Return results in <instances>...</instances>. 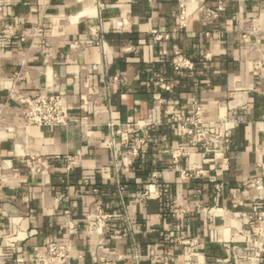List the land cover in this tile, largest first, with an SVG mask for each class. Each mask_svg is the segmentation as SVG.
I'll return each mask as SVG.
<instances>
[{"label": "crops", "instance_id": "1", "mask_svg": "<svg viewBox=\"0 0 264 264\" xmlns=\"http://www.w3.org/2000/svg\"><path fill=\"white\" fill-rule=\"evenodd\" d=\"M182 1L104 0L97 34L90 32L98 23L94 0H11L2 8L0 264H15L16 258L29 264L34 248L50 242H71L80 256L76 264H264V255L254 257L243 232L253 230L264 244V198L252 201L241 193L246 180L264 179V72L255 78L251 47L240 39L242 27L255 20L264 53V0H185L192 15L179 31ZM201 2L223 6L214 24H204ZM36 26L42 32L33 36ZM153 31L172 37L155 42ZM174 46L195 63L194 77L172 70ZM157 77L171 85L170 92L155 88ZM12 91L23 97L65 96L67 124L27 126ZM85 93L93 99L85 102ZM196 104L211 128L232 140L228 164L220 170H214L212 154L188 142L186 155L172 163L170 152L182 144L176 120ZM146 118L154 123L147 145L131 167L116 171L106 147L107 123ZM67 158L76 161L71 170ZM31 159L41 172L30 170ZM180 168L206 173L183 180ZM164 185L168 194L161 196ZM148 188L153 198L135 199ZM96 199L110 214L108 223L123 230L108 246L121 257L104 262L95 257L97 233L88 219ZM168 203L184 214L171 219ZM257 212H263L261 221ZM68 220L77 227L73 236Z\"/></svg>", "mask_w": 264, "mask_h": 264}, {"label": "built area", "instance_id": "2", "mask_svg": "<svg viewBox=\"0 0 264 264\" xmlns=\"http://www.w3.org/2000/svg\"><path fill=\"white\" fill-rule=\"evenodd\" d=\"M155 0H148L152 4ZM11 3V0H0V12L2 8ZM104 0H94V6L98 11V23L90 28L92 34L99 33L101 14L105 9ZM179 10L177 14V28L179 31H185L187 23L192 15L188 2L185 0L179 3ZM202 20L206 25L214 24L221 16L224 8L222 5L210 7L205 3H200ZM32 35H40L42 30L40 26L33 28ZM153 38L155 42L161 40H168L172 34L165 32L153 31ZM262 31L259 24L255 20L249 21L240 31V39L244 44L251 47L249 59L253 66V74L255 78L259 79L264 72V53L260 48L259 40ZM96 45H102L99 41ZM208 58V56H207ZM170 65L174 73L180 77L192 78L196 70L193 60L184 55L176 46L173 48L172 57L169 59ZM153 84L156 89L161 92H170L171 85L166 82L163 77L154 79ZM84 101H91L94 97L91 93L84 94ZM12 98L18 104V115L23 119L27 126L33 127H61L67 124L68 119V105L65 96L58 93L41 94L34 97H23L15 92L10 93ZM223 121V120H222ZM205 114L204 108L200 104H196L190 114L181 116L176 120V125L179 130V135L182 144L170 152L172 163L176 164L180 157L186 155L183 149V143L188 142L192 147L199 148L204 155H211L214 158V170H220L228 164V158L225 154L232 146V140L226 134L215 132ZM154 125L151 118L140 119L133 123H107L108 133L106 138V147L111 156L112 166L118 171L122 166L131 167L140 156L141 151L147 145L146 133L149 128ZM122 141V145H119ZM120 158V160H119ZM66 170H71L76 164V161L70 158L65 159ZM30 170L32 172H41L40 167L36 164L34 159H31ZM181 179L190 177L203 176L206 173L205 169L198 168L191 172V170L178 169ZM152 178H156V173H152ZM117 192L120 194L123 187L117 182ZM214 190L220 192L219 186L214 185ZM94 194L97 195L95 189ZM159 194L166 196L168 194V186L164 185L159 188ZM242 195L246 196L252 201H258L264 198V179L262 177H254L246 180L243 183ZM159 195V196H160ZM155 196L154 190L148 188L139 191L135 194V199H149ZM123 220L126 231H131V221L128 212L123 206ZM170 212V218L177 220L184 214V210L175 207L172 204H167ZM66 217H69L68 212H65ZM110 214L106 212L104 205L100 199L94 200L88 210V219L94 226L97 239L94 244L95 257L97 260L104 262L109 257H121L114 250L108 248L112 237L121 235L122 229L113 227L108 223ZM263 212H257L256 219L261 221ZM264 228V225L261 224ZM176 229H180L177 224ZM67 229L70 236L76 233L77 227L71 221H67ZM244 234L248 237L251 247L253 248L254 257L259 258L264 255V244L259 234L251 229H245ZM79 255L74 254V246L71 242L64 244L46 243L34 248L32 260L29 264H76L75 261L79 259ZM15 264H24L20 258L15 259Z\"/></svg>", "mask_w": 264, "mask_h": 264}]
</instances>
